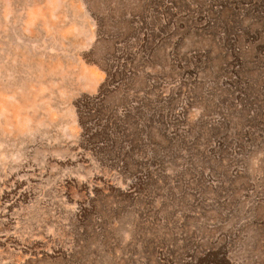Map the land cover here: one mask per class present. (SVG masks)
Here are the masks:
<instances>
[{
	"label": "rangeland",
	"instance_id": "374dc122",
	"mask_svg": "<svg viewBox=\"0 0 264 264\" xmlns=\"http://www.w3.org/2000/svg\"><path fill=\"white\" fill-rule=\"evenodd\" d=\"M236 1L0 0V264H264V15Z\"/></svg>",
	"mask_w": 264,
	"mask_h": 264
},
{
	"label": "trees",
	"instance_id": "16d2710c",
	"mask_svg": "<svg viewBox=\"0 0 264 264\" xmlns=\"http://www.w3.org/2000/svg\"><path fill=\"white\" fill-rule=\"evenodd\" d=\"M254 1H257L258 3V6L256 7V11H258V9L260 8V13H262L263 15H264V0H237L236 2L238 3L237 5L238 6H242V5H246V4H253L254 3ZM199 4V6H200V8L202 7V5H203V3H198ZM174 7H176V9H175V12L177 13L178 11H182V10H185V9H187L188 7H189V5L187 4V3H183V4H178L177 6H174ZM232 13H234V11H232V12H228L227 13V16L228 17H230L231 15H232ZM157 18H155V21L157 22V23H159V21L158 20H156ZM215 22H216V20H215ZM226 25L227 24H223V26H225L224 27V31L225 32H227L228 33V35L230 34V33H232V31H234V25H232V26H229V27H226ZM226 33V34H227ZM225 34V35H226ZM229 46H232V44H229ZM172 100V98H168V100ZM158 117H159V123H160V125H161V127H163L164 129H167L166 128V126L167 125H169V122H168V120H170V121H172V117H173V115L172 114H164V113H162V114H158ZM165 118V119H164ZM149 120H151V119H149ZM161 134H162V136H163V140L165 141V142H168L169 144V146H167V147H159V148H155V149H153V152H152V159L153 158H157V159H159L160 160V158H158L157 156H160V154H162L163 152H165V150L164 149H168V152H174V153H176V149L175 150H173L174 149V146L173 145H170L172 142H175L176 140H179L180 142H181V144L185 141V138L183 137V138H181V137H178V135H176V133H170L169 131H162L161 132ZM216 135V134H215ZM198 137H199V135H198ZM211 137H215L214 136V133L210 136V138ZM127 151H129V154H131V155H134L135 154V149H128ZM126 151V152H127ZM152 151V150H151ZM152 163V162H151ZM137 170H138V168H137ZM148 175H149V173L147 172V174H145V176H147L148 177ZM130 190H132V188H129ZM136 191L135 190H133V191H131V194L132 193H135ZM216 255H218V254H216ZM215 256V255H214ZM218 258H214V260H219V261H221V260H223L222 259V256H217ZM156 262L157 263H164L165 261H164V257L162 256V255H160V254H158L157 255V257H156Z\"/></svg>",
	"mask_w": 264,
	"mask_h": 264
}]
</instances>
